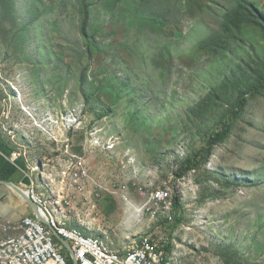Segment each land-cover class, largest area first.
I'll return each instance as SVG.
<instances>
[{
    "label": "rangeland",
    "instance_id": "obj_1",
    "mask_svg": "<svg viewBox=\"0 0 264 264\" xmlns=\"http://www.w3.org/2000/svg\"><path fill=\"white\" fill-rule=\"evenodd\" d=\"M37 1L14 0L18 27H34L20 53L5 43L12 21L0 31V140L33 172L37 191L64 196L63 183L48 180L76 155L89 178L82 191H65L71 227L126 251L170 221L166 210L154 217L145 208L166 187L183 207L181 224L173 218L169 225L173 264H264V92L248 100L203 169L177 175L218 116L214 107L197 117L199 103L213 87L233 84L234 73L258 72L264 60V37L250 29L226 50L196 55L221 34L235 0H144L145 19L136 24L123 3L110 15L102 0H86L93 56L81 32L82 0ZM248 1L264 17V0ZM156 3L160 11L168 5L166 26L151 21ZM2 11L0 1V18ZM63 255L73 264L65 248Z\"/></svg>",
    "mask_w": 264,
    "mask_h": 264
},
{
    "label": "built area",
    "instance_id": "obj_2",
    "mask_svg": "<svg viewBox=\"0 0 264 264\" xmlns=\"http://www.w3.org/2000/svg\"><path fill=\"white\" fill-rule=\"evenodd\" d=\"M14 157L17 159V154ZM29 172L30 197L40 208L43 221L35 216H26L19 221L0 219V264H68L63 255L65 246L56 236L70 245L73 264L174 263L176 252H173L174 248L168 251L170 240L166 230L158 229L142 237L137 245L120 252L112 250L100 238L87 235L68 224L63 207H72L73 203L65 191H75L77 188L82 191L81 182L89 178V169L84 159L72 155L60 174L51 175L48 180L50 187L63 183L64 196L59 192L55 200L37 191L33 172ZM145 208L154 213V217L156 209L162 208L169 214V220L173 221V196L170 189L165 187L153 192L151 205Z\"/></svg>",
    "mask_w": 264,
    "mask_h": 264
},
{
    "label": "trees",
    "instance_id": "obj_3",
    "mask_svg": "<svg viewBox=\"0 0 264 264\" xmlns=\"http://www.w3.org/2000/svg\"><path fill=\"white\" fill-rule=\"evenodd\" d=\"M2 5V16L0 18V31L6 29L4 22L11 20L12 21V30L7 32V39L5 43L9 45L10 48H13L17 52L22 51L24 44H21L22 41H29V32H31L34 27L23 28L18 27L17 18L14 13V0H0ZM144 0H102V5L107 11V14L114 15L116 8L119 7L118 4H122L127 8V10L132 11L134 16V24L138 18L144 20L145 13L139 14L141 8H146V5H142ZM236 6L228 14H225L221 26V34L211 37L209 40L201 43L197 47L196 55H202L206 52H211L215 54L217 51L226 50L228 42L231 43L236 39H240L244 36V32L247 29H250L251 32L262 33L264 37V17L259 13L258 9L248 0H235ZM168 5L172 3V0H167ZM175 3V2H174ZM35 4L39 5V2L35 0ZM82 12L84 13V19L81 24V32L86 40L88 46L87 53L93 56L94 53L98 52L96 48L95 38L87 34L88 18L89 14L87 12L88 6H86V0H82ZM167 5V6H168ZM165 7L161 4V11L158 8V3L151 6L152 13H149L153 25L156 27L168 25L167 15L168 7ZM35 8V7H33ZM36 9V8H35ZM160 11V12H159ZM120 13V12H119ZM35 25V23H34ZM132 25V24H131ZM249 33V34H250ZM247 35V37H252L253 35ZM220 45H223L222 47ZM253 75H247L238 77L236 73L233 74V84H222L220 87H213L208 97L201 101L196 107L195 115L199 117L207 116L209 113L213 112V108H218V116L215 118L213 126L206 129V141L205 146L199 150L194 156L187 157L185 162L182 163L180 171L177 173L179 178H185L189 173L197 170L203 169L208 162L212 159L215 151L223 146L226 142L229 141L232 132L235 128V125L241 120L245 108L247 107L248 100L262 95L264 92V60L258 72H253ZM231 86V87H230ZM226 101V102H223ZM221 103V104H220ZM219 104V105H218ZM104 114V113H103ZM102 117V116H101ZM112 206H109V210L113 209V199H108ZM183 207L180 204L178 197L173 199V208H172V217L176 219L177 225H180L182 222L181 213ZM173 221L166 220L167 225L161 230H166L170 232L175 229L170 224ZM173 243L170 241L168 246V251L171 252L173 249Z\"/></svg>",
    "mask_w": 264,
    "mask_h": 264
},
{
    "label": "crops",
    "instance_id": "obj_4",
    "mask_svg": "<svg viewBox=\"0 0 264 264\" xmlns=\"http://www.w3.org/2000/svg\"><path fill=\"white\" fill-rule=\"evenodd\" d=\"M12 150L0 140V180L21 185L29 190L31 176L19 162L12 158ZM26 216H35L32 208L17 193L0 185V219L19 221Z\"/></svg>",
    "mask_w": 264,
    "mask_h": 264
},
{
    "label": "water",
    "instance_id": "obj_5",
    "mask_svg": "<svg viewBox=\"0 0 264 264\" xmlns=\"http://www.w3.org/2000/svg\"><path fill=\"white\" fill-rule=\"evenodd\" d=\"M0 185H4L8 188H10L12 191H14L15 193H17L25 202L28 203V205L32 208V210L34 211V213L36 214V217L43 221V218L41 216L40 213V208L38 207L37 204H35L31 197H30V193L29 190L24 189L21 185L19 184H15V183H9V182H5V181H1L0 180ZM57 239L65 246V248L68 250L69 253L71 252V247L68 244L67 241H65L64 239H62L61 237L56 236Z\"/></svg>",
    "mask_w": 264,
    "mask_h": 264
}]
</instances>
